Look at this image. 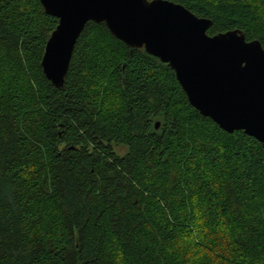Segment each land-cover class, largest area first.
<instances>
[{
  "label": "trees",
  "instance_id": "obj_1",
  "mask_svg": "<svg viewBox=\"0 0 264 264\" xmlns=\"http://www.w3.org/2000/svg\"><path fill=\"white\" fill-rule=\"evenodd\" d=\"M172 1L264 47V0ZM58 22L0 0V264H264V145L104 23L58 89L40 66Z\"/></svg>",
  "mask_w": 264,
  "mask_h": 264
},
{
  "label": "water",
  "instance_id": "obj_2",
  "mask_svg": "<svg viewBox=\"0 0 264 264\" xmlns=\"http://www.w3.org/2000/svg\"><path fill=\"white\" fill-rule=\"evenodd\" d=\"M59 22L41 65L65 85L85 24L104 23L128 46L146 49L176 73L191 104L224 130H244L264 145V47L239 29L210 35L213 21L172 0H40ZM160 122L156 123L159 128Z\"/></svg>",
  "mask_w": 264,
  "mask_h": 264
},
{
  "label": "rangeland",
  "instance_id": "obj_3",
  "mask_svg": "<svg viewBox=\"0 0 264 264\" xmlns=\"http://www.w3.org/2000/svg\"><path fill=\"white\" fill-rule=\"evenodd\" d=\"M118 151H120L121 153H123L125 151V148L124 147H119L118 148Z\"/></svg>",
  "mask_w": 264,
  "mask_h": 264
}]
</instances>
